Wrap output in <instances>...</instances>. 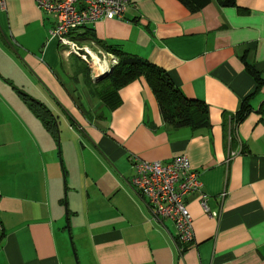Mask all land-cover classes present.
Listing matches in <instances>:
<instances>
[{
  "label": "crops",
  "instance_id": "1",
  "mask_svg": "<svg viewBox=\"0 0 264 264\" xmlns=\"http://www.w3.org/2000/svg\"><path fill=\"white\" fill-rule=\"evenodd\" d=\"M54 25L34 0L0 8V264H74L69 233L83 264H264V0H131L122 19L85 28L79 43L147 60L207 107L178 128L144 77L102 100L103 78ZM14 86L48 107L57 134ZM180 153L201 181L181 251L174 223L130 186L134 158Z\"/></svg>",
  "mask_w": 264,
  "mask_h": 264
},
{
  "label": "built area",
  "instance_id": "2",
  "mask_svg": "<svg viewBox=\"0 0 264 264\" xmlns=\"http://www.w3.org/2000/svg\"><path fill=\"white\" fill-rule=\"evenodd\" d=\"M34 1L39 9L54 16L55 25L50 29L51 36L88 64L93 80L109 72L118 63V56L114 53L97 46L92 40L88 44H81L73 36L84 26L98 20L122 19L131 0ZM2 7L4 0H0ZM132 168L134 172L130 186L147 200L152 219H169L174 223L177 247L181 251L182 244L194 240L192 216L186 206V196L201 187L199 173L191 168L184 153L175 155L169 162L134 158ZM200 203L209 216H218V212L207 206L205 196H202Z\"/></svg>",
  "mask_w": 264,
  "mask_h": 264
},
{
  "label": "trees",
  "instance_id": "3",
  "mask_svg": "<svg viewBox=\"0 0 264 264\" xmlns=\"http://www.w3.org/2000/svg\"><path fill=\"white\" fill-rule=\"evenodd\" d=\"M87 27L88 26H84L81 28L73 37L76 40L86 38L87 30H85V28ZM108 50L113 51L118 56V63L113 67L109 75L103 77V79H100L94 84L97 85L103 80L104 83L101 84L100 89L98 90L99 96L102 100L105 102L113 101L115 98V92L119 87L139 77H144L154 93L162 118L167 125L173 128L189 125L191 123V116L195 111H198L207 117V107L196 99H190L184 96L182 92L174 86L163 70L147 60L128 55L120 50L114 48H108ZM249 72L257 80L259 79L257 73L252 69H249ZM15 88L22 95L23 99L27 101L29 108L43 120L48 129H52V131L57 134V123L54 115L48 107H46L43 102L25 93L20 88ZM249 110L250 105L248 103V98H246L244 102H242L239 111L235 112L230 117V123L232 125H237ZM53 120L55 124H53Z\"/></svg>",
  "mask_w": 264,
  "mask_h": 264
},
{
  "label": "rangeland",
  "instance_id": "4",
  "mask_svg": "<svg viewBox=\"0 0 264 264\" xmlns=\"http://www.w3.org/2000/svg\"><path fill=\"white\" fill-rule=\"evenodd\" d=\"M60 128H63V127L60 126ZM65 223H66V222H65ZM67 231H68V229H67ZM70 237H71V234L69 233V234H68V238H69V241H70L71 251H72V248H73L74 244H73V239H72V237H71V239H70ZM74 248H75V246H74ZM75 251H76V249H75ZM76 254H77V251H76ZM77 258H78V254H77ZM78 261H79V264H83V260L81 259V256H80V259L78 258ZM74 264H75V261H74Z\"/></svg>",
  "mask_w": 264,
  "mask_h": 264
},
{
  "label": "water",
  "instance_id": "5",
  "mask_svg": "<svg viewBox=\"0 0 264 264\" xmlns=\"http://www.w3.org/2000/svg\"><path fill=\"white\" fill-rule=\"evenodd\" d=\"M112 69H113V68H111V70H110L109 72H107V73H105L104 75L100 76L98 79L103 78V77L109 75V74L111 73ZM98 79H97V80H98ZM72 252H73V256H74V260H75L76 264H79V261H78V258H77V254H76V251H75L74 248H72Z\"/></svg>",
  "mask_w": 264,
  "mask_h": 264
}]
</instances>
